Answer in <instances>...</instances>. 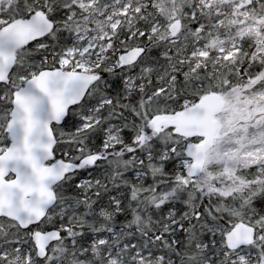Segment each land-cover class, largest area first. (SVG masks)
<instances>
[{"label": "snow or ice", "instance_id": "6c2138e0", "mask_svg": "<svg viewBox=\"0 0 264 264\" xmlns=\"http://www.w3.org/2000/svg\"><path fill=\"white\" fill-rule=\"evenodd\" d=\"M0 264H264V0H0Z\"/></svg>", "mask_w": 264, "mask_h": 264}]
</instances>
